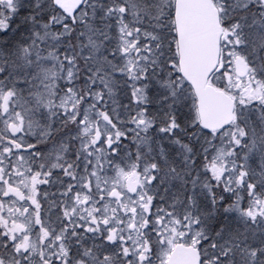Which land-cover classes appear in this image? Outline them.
<instances>
[{
    "label": "snow or ice",
    "instance_id": "obj_1",
    "mask_svg": "<svg viewBox=\"0 0 264 264\" xmlns=\"http://www.w3.org/2000/svg\"><path fill=\"white\" fill-rule=\"evenodd\" d=\"M0 264H264V0H0Z\"/></svg>",
    "mask_w": 264,
    "mask_h": 264
}]
</instances>
